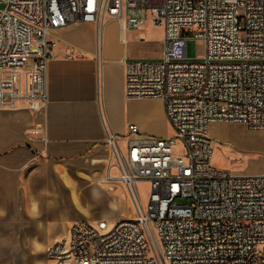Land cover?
<instances>
[{
	"label": "built area",
	"instance_id": "1",
	"mask_svg": "<svg viewBox=\"0 0 264 264\" xmlns=\"http://www.w3.org/2000/svg\"><path fill=\"white\" fill-rule=\"evenodd\" d=\"M148 20L164 29L163 56L123 62L125 97L162 101L174 136L137 124L119 136L104 122L119 172L105 181L124 184L137 216L74 222L47 247L48 264H264V174L213 167L209 130L228 122L264 133V0H0V110L46 107L55 31L93 23L99 37L111 22L124 33ZM191 40L204 43L203 58H189Z\"/></svg>",
	"mask_w": 264,
	"mask_h": 264
},
{
	"label": "crops",
	"instance_id": "2",
	"mask_svg": "<svg viewBox=\"0 0 264 264\" xmlns=\"http://www.w3.org/2000/svg\"><path fill=\"white\" fill-rule=\"evenodd\" d=\"M149 23L121 33L111 22L101 40L93 23L55 31L46 107L32 112L20 102L0 110V251L46 253L76 221L112 224L131 214L124 184L105 181L119 172L109 169L104 122L119 136L137 124L161 137L154 125L168 124L162 101L125 97L123 62L147 57ZM160 44L162 57L164 31Z\"/></svg>",
	"mask_w": 264,
	"mask_h": 264
},
{
	"label": "rangeland",
	"instance_id": "3",
	"mask_svg": "<svg viewBox=\"0 0 264 264\" xmlns=\"http://www.w3.org/2000/svg\"><path fill=\"white\" fill-rule=\"evenodd\" d=\"M130 15L149 16L142 13L141 10H131ZM147 38L151 49L147 50L146 58L149 60L160 59L162 32L163 27L146 25ZM163 29V31H162ZM102 34L98 38L101 39ZM153 52L151 53L150 51ZM153 54V55H150ZM205 55V45L201 41L191 40L188 43V56L191 59H201ZM163 56V53L162 55ZM145 58V59H146ZM155 101V100H154ZM150 107H154L157 103H149ZM162 130L161 137L171 138L174 136V130L171 125L166 123H157L154 125ZM210 136L214 140V152L212 158V166L224 171L232 172L236 175L254 176L264 174V133L257 129H252L245 124L216 122L210 125ZM158 135V134H154ZM176 152L184 154L185 149L179 144ZM139 189L142 201L145 205L148 202L149 185L140 183ZM184 203L183 201H179ZM130 208L132 210L126 219H135L136 210L130 200ZM103 212L94 211L93 217H103ZM264 250V249H263ZM0 264H47L45 251L32 252H5L0 251Z\"/></svg>",
	"mask_w": 264,
	"mask_h": 264
}]
</instances>
